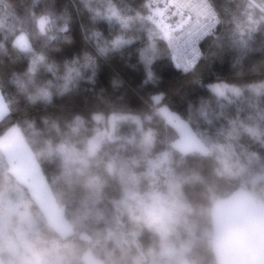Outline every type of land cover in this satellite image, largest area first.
<instances>
[{"label": "clouds", "instance_id": "clouds-1", "mask_svg": "<svg viewBox=\"0 0 264 264\" xmlns=\"http://www.w3.org/2000/svg\"><path fill=\"white\" fill-rule=\"evenodd\" d=\"M202 7L212 14L207 0ZM36 23L41 36L52 26L48 15ZM63 39L73 42L71 36ZM149 41L150 51L163 42L175 60L172 41L160 32L149 31ZM131 43L117 38L99 54ZM13 47L31 53L26 71L9 80L30 106L52 105L54 96L65 95L81 77L78 59L65 62L61 77L55 61L33 51L24 35ZM200 57L197 50L182 66L185 74L195 71ZM140 58L144 84L155 81L154 57L146 59L142 52ZM82 66L95 68L96 57L85 52ZM42 69L63 83L40 82ZM122 84L111 81L114 90ZM216 86L208 85L216 98L241 94L230 88L221 95ZM250 92L264 94V82ZM121 99L101 95L98 105ZM14 111V101L0 95V123ZM210 111L201 99L181 114L160 90L148 93L140 111L118 117L106 119L102 110L67 117L26 113L10 123L0 131V138L9 132L18 136L16 144L0 147V264H264V131L255 121L249 129L233 119L226 134L202 131L211 123ZM118 121L129 131L121 132ZM242 133L259 147L237 154L233 141ZM13 165L32 170L21 176L11 171Z\"/></svg>", "mask_w": 264, "mask_h": 264}, {"label": "trees", "instance_id": "trees-1", "mask_svg": "<svg viewBox=\"0 0 264 264\" xmlns=\"http://www.w3.org/2000/svg\"><path fill=\"white\" fill-rule=\"evenodd\" d=\"M149 1L87 0L86 5L85 0H0V80L4 85L0 93L13 100L16 108L10 120L0 123V131L26 113L36 117L44 114L67 117L73 113L87 116L93 110H102L105 118L135 113L143 108L148 93L160 90L167 93L170 107L184 115L189 102L198 105L201 99L208 101L211 123L203 124L202 131L222 130L226 134L230 119L239 120L249 129L255 121L257 130L264 131V94L257 97L250 92L251 86L264 82V65L260 64L264 61L262 13L250 0H208L219 17V24L201 42V57L195 71L185 74L174 66L163 42L158 43L156 52L149 50V31H154L147 18ZM41 15H48L52 25L45 36L37 30L36 20ZM65 24L67 31L62 32ZM21 33L27 36L33 51L45 52L55 61L61 77L66 61L79 60L81 77L69 84L65 95L54 96L50 106L28 105L9 83L12 73H24L30 62L31 53H19L13 47ZM65 36H71L73 42L64 43ZM117 38H131L132 43L101 56L99 48H110ZM85 52L96 57L95 68L82 66ZM142 52L146 59L154 57L151 68L157 79L148 84H144L147 74L140 58ZM196 78L201 81L199 85L192 83ZM38 79L63 83L43 69ZM113 79L123 81L122 86L114 90ZM213 83L230 85L241 94L216 98L208 89ZM101 95L122 99L116 104L98 105ZM119 130L126 133L129 126L122 122ZM233 143L237 154L253 144L259 147V141L253 140L249 133H242Z\"/></svg>", "mask_w": 264, "mask_h": 264}, {"label": "built area", "instance_id": "built-area-1", "mask_svg": "<svg viewBox=\"0 0 264 264\" xmlns=\"http://www.w3.org/2000/svg\"><path fill=\"white\" fill-rule=\"evenodd\" d=\"M205 2L206 0H171L170 26L166 40L172 41L175 60H171L181 72H184L182 66L193 60V48L201 53V42L213 34L219 24L216 11L207 0L213 15V19H209L205 7H202ZM204 27L207 30L204 31Z\"/></svg>", "mask_w": 264, "mask_h": 264}, {"label": "rangeland", "instance_id": "rangeland-1", "mask_svg": "<svg viewBox=\"0 0 264 264\" xmlns=\"http://www.w3.org/2000/svg\"><path fill=\"white\" fill-rule=\"evenodd\" d=\"M250 2L254 8H256L259 12L262 13L261 15L264 18V0H250ZM170 3H171V0H150L148 3L149 15L147 18L151 23L150 26L151 28L154 29V31L160 32L164 36L165 40H166L165 30L168 31V27L170 26V23H169L170 14H171ZM158 13H162V15H158ZM149 17H151V19H149ZM22 35L26 36L24 33H21L15 38V40H17ZM215 84L225 86L224 90L234 88L224 83H215ZM230 95H233V94L231 92H226L224 96H230ZM115 115L118 117L121 114H115ZM121 123L122 121H118V127ZM17 142H18V136L15 133L9 132L7 136L0 138V147H4L5 144L11 147ZM32 163L34 165L35 162L33 161ZM31 170H32L31 167H20L17 165H13L11 169L13 173L19 174L21 176L28 175Z\"/></svg>", "mask_w": 264, "mask_h": 264}, {"label": "snow or ice", "instance_id": "snow-or-ice-1", "mask_svg": "<svg viewBox=\"0 0 264 264\" xmlns=\"http://www.w3.org/2000/svg\"><path fill=\"white\" fill-rule=\"evenodd\" d=\"M205 9H206V14H208V16H209V19L211 20V19H213V15L211 14V15H209V9L208 8H206L205 7ZM158 15H162V13H158ZM149 19H151V17H149ZM210 26V25H209ZM204 31L205 30H207V27H204V29H203ZM169 33H168V31L167 30H165V35L167 36ZM201 34H203V32H201ZM195 52H196V50H195V48H193V53L195 54ZM224 87L225 86H223V85H217L216 86V91L217 92H219L221 95H223V93H224ZM233 92H238L239 91V89H236V88H233V89H231ZM163 112H164V114L166 115V116H168V118L169 119H172V117L171 116H169L168 115V113L166 112V111H164V110H162Z\"/></svg>", "mask_w": 264, "mask_h": 264}]
</instances>
